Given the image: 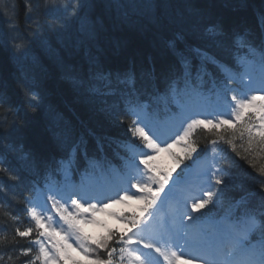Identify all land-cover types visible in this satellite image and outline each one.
<instances>
[{"label": "snow or ice", "instance_id": "1", "mask_svg": "<svg viewBox=\"0 0 264 264\" xmlns=\"http://www.w3.org/2000/svg\"><path fill=\"white\" fill-rule=\"evenodd\" d=\"M102 2L105 10L109 13L114 11L116 19L122 23L132 22L134 16L143 17L157 6L156 0H102ZM239 3L243 6L244 0H239ZM23 5L26 31L29 32L32 31L33 25L39 27V14L42 8L57 10L58 7L47 3L42 5L40 0H23ZM91 6L92 0H75L74 6L66 4L64 8L70 16H77L80 8ZM162 6L166 9L172 7L169 0H164ZM183 6L193 15L185 16L177 8L174 15L167 17L168 24L182 25L184 31L198 35L220 48L247 46L249 54L254 57L250 62L253 68L245 67L237 58L244 71L242 73L234 71L227 63L222 62L206 49L196 47L191 51L199 59L198 65H193L191 59L183 53H177L178 67L170 65L159 72L155 67L137 69L134 63L124 69L107 70L101 62L104 51L101 41L106 31L104 19L98 17L93 21L87 16L79 17V35L75 39V47L77 49L81 46L85 47L88 68L86 72L70 69L66 79L89 102L94 104L98 102L100 105L98 111L103 113L109 122L122 123L125 117H133L128 132L131 133L133 140L139 141V144H132L134 150L131 155L121 156L119 152L117 153L120 159L125 160L129 169L121 176L117 185H113L107 178L104 183L95 186L90 184L89 167L93 165L94 157L90 158L88 155V140L84 135L67 148V157L57 160L55 169H49L45 173L46 180L54 174L62 173L65 185L72 188L71 196L78 197L71 198V206L75 211L65 208L64 203H61L62 189L52 191L48 199L59 220L74 230L80 242L79 247L86 255L89 253L87 243L89 238L81 234L82 230L79 227L81 223H98L93 218V214L105 212L110 204H119L127 200L142 202L139 213L133 212L130 215L110 213L124 221L128 228L119 235L115 231H109L108 235L99 241H92L96 250H104L107 255V258H101L97 254L95 264H114L116 250L113 244H120L125 248L133 244L142 245L143 249L149 250L140 254H136L139 250L131 252L133 264H158V259L151 255L152 251L162 256L166 264H178L184 256H187L189 264H195L197 261L200 264H264V184H261L255 192L242 196V203L249 197L258 200L256 207L246 211L243 216L233 217L228 212L217 218L210 215L209 207L211 205L214 208L221 195V189L213 191V187L226 183L222 174L228 173L235 163V161H227L223 155L224 149L219 148V141L232 145L233 151H236L233 139L237 133L240 134L241 139L247 133L249 147L253 142L264 145V95L249 96L247 93L238 95L237 89L230 87V84L237 83L239 76V82L244 87L249 88V91H255L250 87L252 77L249 76L248 83L245 84L243 76L258 66V90L264 92V29L258 37H255L246 31L241 34L235 28L229 29L222 19L202 23L205 18L204 13L193 7L191 0H183ZM18 7V4L4 0L3 10L0 11V35L3 34L5 25L9 32L19 30ZM260 19L264 25V14ZM154 22L162 24L159 20ZM180 35L182 37L183 32ZM11 44L14 54L20 56L26 54L27 46L16 42L15 37ZM168 46L175 50L174 41H170ZM92 48H95V54L91 52ZM207 64L215 66L220 74L219 79L207 70ZM229 93H232L231 103L227 100ZM25 94L30 106L41 103L40 93L34 87L27 89ZM109 98H112L111 101ZM18 112L19 107L7 104L5 93L0 88V143L5 144L15 155L25 171H35L37 159L26 152L22 144L9 141V138L19 131L15 119ZM198 129L213 132L218 137V141L213 140L212 145L228 166L212 169V183L206 188L199 189L198 194L189 193L181 200L177 198L181 175L187 173L196 164L201 152L207 150H198L192 139L195 130ZM88 135L94 134L89 131ZM228 135L232 138L226 139ZM106 139L109 144L119 145L125 153L129 151L131 141ZM96 143L98 151L103 152V142L97 139ZM177 146L179 151L174 150ZM60 147L64 148L63 140L60 141ZM162 153L167 154L174 161L173 168L163 169L159 166L157 161ZM236 154L240 155L238 151ZM78 155L87 161L88 166L80 172V183L77 185L72 183L70 173ZM137 156H139L138 163ZM242 158L246 159V157ZM6 159L4 154H0V171L6 173L8 179L18 181L20 179L18 173L12 171ZM259 173L264 176V167L259 169ZM229 178L234 182L239 181L237 186L243 189L242 178L232 176ZM113 187L117 192L115 197L106 194ZM130 189L136 191L129 194ZM4 190V185L0 184V191ZM174 198L177 207L173 212L171 229L167 218H162L158 227H154L153 221L162 205L165 201ZM0 205H3V202H0ZM4 206L6 208V205ZM189 208L191 211H188ZM27 211L31 221L34 222V227L29 226L23 230L18 226L19 217L8 213L17 224L14 230L16 237L35 236V239L29 240V247L24 249L22 254L29 255L31 251H35L34 246H38L39 255L36 259L42 260L43 264H52L64 247L71 245L67 243L66 237H62L61 240L55 239L59 233L50 223L46 230L44 216L46 208L41 209L39 213L34 208ZM47 219L51 221L52 217L49 216ZM257 229L260 231V239L254 242L250 237ZM145 233L149 239H145L143 235ZM162 234H167V242L177 247L179 252L173 251L169 256L156 243L149 242ZM42 237L51 242L56 255L49 253L44 241L41 240ZM0 240H6V237H0ZM19 246L13 239L6 248L14 251ZM123 250L124 248H121V251ZM25 264H34V261L29 260Z\"/></svg>", "mask_w": 264, "mask_h": 264}, {"label": "trees", "instance_id": "2", "mask_svg": "<svg viewBox=\"0 0 264 264\" xmlns=\"http://www.w3.org/2000/svg\"><path fill=\"white\" fill-rule=\"evenodd\" d=\"M223 1L224 0H191V3L194 8L199 10H201L202 7L206 8L207 5H213L216 8L214 7L209 11L214 14L216 9L223 8L221 6ZM9 2H14L19 6L18 15L20 28L17 32H9L5 25L3 34L0 35V88H2L5 93L7 104L13 107H19V112L15 116L19 131L15 133V136L24 144L26 151L32 153L36 159L55 154V145L60 146V141L63 140V150L66 156L67 148L72 141L64 137H59L58 134L54 133L55 130L59 131L62 124L68 127L71 121L74 125L69 128L75 131L76 121L72 118L67 108L77 113L82 120L88 121V118L93 116V104L89 103V100H87L84 95L76 97L75 91L68 88L65 76H61L59 71L63 72V70H69L76 66V54L69 53L66 48L71 43H75L76 22L79 23V17L87 16L93 21L100 17L105 21L108 20L107 15L109 14L101 12L100 9H98L99 7L96 6L95 0H92L91 7L80 8L77 16H70L68 11L64 8L66 4L74 6L75 0H40L42 5L47 3L48 5L58 6L57 10L42 8L39 14V27L33 25L32 31L29 32L26 31L27 25L25 23L26 18L23 0H9ZM173 2H175L176 7L179 8L185 16L193 15L184 8L183 0H173ZM158 3L157 1L156 5H159ZM3 7L4 0H0V11L3 10ZM84 10L93 11V17L90 12H85ZM233 13L237 15L238 23H242L246 20V15L242 11L234 10ZM208 15L210 18L207 17V19L212 21L214 15ZM231 20L226 21L225 24L230 25ZM194 36L197 40V43L194 44L195 47L204 48L206 50L209 49V45L206 46L205 44V39L198 35ZM13 37L16 38V42L23 43L27 46L25 55L20 56L14 54V49L11 44ZM115 37L123 42L130 43L131 46L129 48H124L117 43L118 46L124 49L119 52L120 54L129 55L131 54V49L137 48L142 55V59L145 57L144 47L155 45V39L150 33L135 32L131 28L130 30L127 28L126 30L117 29ZM167 60L168 58H166V61ZM159 61L153 60L156 68L159 66L163 67V65L166 64L164 60ZM142 63L146 64L145 61ZM58 65H60V67ZM59 77L62 78L58 80ZM33 87L40 93L41 99L47 103V109L49 107L61 111L64 113L63 115H66L64 119L55 120V125L51 131H48V127L50 126L48 117L56 114H53V110H51L49 112L47 111V116H44L42 111L43 107L29 105L28 97L25 92L27 89ZM117 129L118 131L116 130L114 132L115 138L123 141L132 139L130 132H124L125 128L123 122L122 126H119ZM88 148L90 149L93 147L88 146ZM16 164L19 169V177L22 179V184L14 187L11 197H8L4 192L0 191V202H3V205H0V224L7 230V234H9L6 240H0V249L3 250H0V257H2V259H0V264H25V262L29 260L34 261V264H36L34 251H31L29 255L22 254L23 250L29 247V240L35 239V236L33 235L29 238L16 237L14 230L17 224L13 221L12 216L8 214L12 213L19 217L20 223L18 226L21 230L31 226L24 214L26 206L22 201V194L24 192L21 190H26L27 182L32 177L29 171H25L23 168L19 167L21 165L17 159ZM248 164L250 167L255 165V167H253L254 169H252L253 173L257 172L261 167H264L263 161ZM34 178H45V173L40 177L35 176ZM247 180H254L255 184L261 182L253 178H247ZM233 191L236 194H245L246 188H235ZM4 205H6V208ZM13 239L20 245L14 251L11 248H6V245L11 243Z\"/></svg>", "mask_w": 264, "mask_h": 264}, {"label": "bare ground", "instance_id": "3", "mask_svg": "<svg viewBox=\"0 0 264 264\" xmlns=\"http://www.w3.org/2000/svg\"><path fill=\"white\" fill-rule=\"evenodd\" d=\"M159 2L151 13L146 14L143 17H136L134 16L132 18V22L130 23H122L119 20L116 19L115 12H107L103 6L102 0H96L95 4L98 9H100L101 12L108 13V20H105V27L106 31L104 33V39L101 41V46L103 48V54L101 55V62L104 65L105 69L107 70H116V69H124L127 68L130 64H135L137 69L140 68H150L155 67L156 71L159 72L162 69L167 68L170 65H177V53H183L184 55L188 56L193 65H198L200 63L199 59L195 56L194 53L190 52L192 50V46L197 43L196 37L191 33L184 31V26L182 25H176V24H168L167 23V17L169 15H174L176 12V4L173 2V0H169V3L172 5L170 8H164L163 2L164 0H156V2ZM179 2V1H178ZM216 4V3H214ZM217 6V5H216ZM221 6L223 7L218 8L215 10V13L213 14L209 10H212L215 6L213 5H207L206 8L202 7L201 10L204 13V20L202 23H208L211 22V20L207 19V17L210 18L208 14L214 15L213 20L222 19L225 23L226 21L231 20L230 25H226L229 29L235 28L243 34L245 31L248 32L251 36L258 37L262 29H264L262 23H261V15L264 14V0H244L243 6L240 5L239 0H224L221 3ZM216 8V7H215ZM242 11L246 15V20L242 23H238L237 15L233 13V11ZM85 12H90L93 17V11L91 10H84ZM90 14V15H91ZM216 14V15H215ZM155 20L162 21V24H158L154 22ZM212 20V21H213ZM79 27L80 24L76 22V37L79 35ZM130 28L133 29L135 32H141V33H150L154 39H155V45L154 46H148L144 47L145 51V57L142 59L141 53L138 51L137 48L131 49V54H120L119 52L123 49L120 46H118L117 43H119L124 48H129L130 43L123 42L120 39L116 38V31L117 29L126 30ZM183 32V36L181 37L180 33ZM174 41L175 42V50L170 48L169 42ZM206 46L209 45V49L207 50L210 54L215 55L219 60H221L224 63H227L228 65L233 64L237 58H239V61L243 63L245 67H252L253 65L250 63L254 57L249 54L247 46H243L240 48H220L209 41L205 40ZM70 47V48H68ZM66 50H68L71 54H76V66L71 68V70L79 71V72H86L88 68L87 63V56L85 54V47L81 46L79 49L75 47V43H71L67 46ZM124 50V49H123ZM91 52L95 54L96 50L95 48L91 49ZM139 55H138V54ZM156 58V59H155ZM166 58L168 60L166 61ZM164 60L166 61V64L161 66L154 65L153 60ZM145 61L144 64L142 63ZM238 61V60H237ZM156 62V63H157ZM160 62V61H159ZM212 65V64H207ZM206 65V66H207ZM60 67V65H58ZM239 72L244 71V67H241V63L239 66ZM255 71L251 72L247 75H252L255 79L253 80L255 83L259 84V72H258V66L254 67ZM70 70V69H69ZM69 70H63V72L59 71L61 76H65L69 72ZM65 74V75H64ZM244 75V76H247ZM243 76V77H244ZM62 77H59L58 80H60ZM66 85L69 89L75 91L76 97H81L83 94L80 92H77L71 82L66 79ZM240 80V77L237 78V84L235 86H231L232 88L237 89V94H239V86L238 82ZM64 82V81H62ZM240 93H244L240 92ZM232 93H229L227 95V98H231ZM112 98H109L111 101ZM88 100V99H87ZM91 103V102H89ZM93 104V116L88 118L87 120H82L77 113H74L71 109L67 108L68 112L71 113L72 118L76 121V130H72L69 127H73V123L70 121L69 126L66 127L64 124L61 125V128L58 130H55V134H58L59 137H64L69 139L72 142H75L80 138L81 135H84L88 140V146L93 147L89 150V155L91 158L94 157V160L99 161L100 166L104 167L106 166L111 160L116 161L120 166H124L126 163L125 160L120 159L119 156H117V153L119 152L121 156L128 155V152L125 153L123 149L119 147V145L112 143L109 144V141L106 138H115L114 132L117 130L118 127L122 126V123H111L109 122L103 113L98 111V108L100 107L99 103H92ZM37 106L43 107V115L47 116V111L53 110V114H56L54 116H49L48 119L50 121V126L48 127V131H51L53 126L55 125L56 119H64L66 115H63L61 111L54 110L48 107L47 109V103L41 99L40 105ZM60 114V115H59ZM11 119V117H10ZM133 117L127 116L123 120V126H124V132L128 131V127L132 121ZM17 126V122H16ZM89 131H91L94 135H88ZM182 131V129H181ZM201 133V130H195L194 135L192 137L193 141L198 137V135ZM97 139H99L104 144L103 152L98 151L97 149ZM9 141L12 143H18L22 144L24 147V150L26 151V148L23 143L13 134L9 138ZM218 141V140H217ZM67 143V142H66ZM65 143V144H66ZM223 145L222 142L219 141V148ZM211 146L212 142H211ZM214 148V147H213ZM54 149H56L55 154H50L47 157H43L37 159L38 164L35 169V171H29V174L31 177L35 176H42L51 165L56 166V161L59 160L61 157H65V151L61 149L60 146L55 145ZM264 150V145L259 144L258 142H253L251 147H249V144L242 146V151L246 154H256L258 151ZM28 152V151H26ZM30 153V152H29ZM0 154H4L6 156V163L8 166L12 169V171L19 173V169L16 164V157L13 153H11L5 144L0 143ZM32 154V153H31ZM33 155V154H32ZM243 164L246 165L245 162ZM22 168L21 166H19ZM85 168L84 166L79 165V161H76V177L80 179V172L83 171ZM90 173V171H89ZM240 178L243 179V175H239ZM91 178V173H90ZM254 178L257 181H261L257 184H254L255 188H258L261 184H264V176L260 175L259 169L257 172H254ZM22 179L20 178L18 181H12L8 179L7 174L3 171H0V184L4 185V192L8 197H11L12 191L14 190L15 186H20L22 184ZM90 182V180H89ZM244 182V180H243ZM92 185V183L90 182ZM253 191V185L248 183L246 187V193H252ZM245 193V194H246ZM251 205L255 206L257 205V198L255 197H249ZM241 200L238 198L234 199V203H237L236 205L229 204L232 208H228V211L236 210L239 211V203ZM250 210L249 208L241 210V215L243 216L246 211ZM6 237V239L9 237V234H7V230L4 229V227L0 224V237ZM251 239H253L254 242L258 241L260 239V233H252ZM2 250V249H0ZM3 251V250H2Z\"/></svg>", "mask_w": 264, "mask_h": 264}, {"label": "rangeland", "instance_id": "4", "mask_svg": "<svg viewBox=\"0 0 264 264\" xmlns=\"http://www.w3.org/2000/svg\"><path fill=\"white\" fill-rule=\"evenodd\" d=\"M96 1V0H95ZM37 199V198H36ZM46 208L47 211L44 212L45 216V224H46V230L47 225L49 224V220L47 217L52 216L50 214V209L46 206H43V209ZM35 209V208H34ZM38 213L41 210L35 209ZM93 218L98 221L96 224H90V223H83L79 227L82 230V235L88 237V245H89V253L88 255L85 254L84 251L81 250L79 247V241L76 238V234L74 230L69 228L67 224H64L63 221L56 223L55 225H51L53 228L56 229V231L59 233L55 237L56 240H61L62 237L67 238V243L70 244V247H64L63 251L57 258L52 261V264H95V258H94V247L95 244L92 243L93 240L99 241L104 236H107L109 231H111V228L114 226V222L112 221H105L102 220L100 215L93 214ZM44 243L46 246V249L49 251L51 255H56L55 249L51 247V242L44 238ZM124 250L126 253H122L123 255H126L127 258H129L130 262H133V257L130 255L132 252L129 247H124ZM158 261H160L158 259ZM43 264V261H42Z\"/></svg>", "mask_w": 264, "mask_h": 264}]
</instances>
